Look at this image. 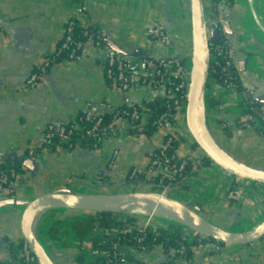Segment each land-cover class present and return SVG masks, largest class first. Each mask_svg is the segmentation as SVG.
<instances>
[{
    "label": "crops",
    "instance_id": "crops-1",
    "mask_svg": "<svg viewBox=\"0 0 264 264\" xmlns=\"http://www.w3.org/2000/svg\"><path fill=\"white\" fill-rule=\"evenodd\" d=\"M83 1L88 8L87 23L96 29L105 28L118 43L128 47L143 46L147 49L149 41L145 32L158 18L172 39L177 55H185L184 41L178 36L177 39L172 36L173 31L178 34L181 21H185L182 18L185 12L177 14L174 2L171 5L169 0ZM76 2L0 0V150L15 154L21 163L25 159L31 161L30 165L23 164L26 172L20 175L15 186V199L22 202H27L28 192L25 189L28 184H31L34 194L32 200L41 195L72 188L89 189L91 184H88L101 175L104 165L109 161L110 153L114 150L119 152L117 165L113 169H116L113 177L117 182L122 180L132 167V170L144 171L151 153L162 145L166 134L160 131L149 140L139 141L111 139L101 150L102 156L98 151L87 152L81 149L71 153L60 151L57 155H46L39 161L27 155L31 148L41 152L38 149L41 136L48 125L68 123L78 113L87 111L90 105L93 113L98 116L105 113L99 107L101 103H107L113 108H121L124 104L120 91L106 81V59L103 53L92 44L85 45L82 62H67L52 69L47 75V87L35 90L25 88L31 74L40 69L43 59L56 51L64 40L67 21L76 12ZM226 13L235 31L234 41L228 43L236 74L246 59L248 60L247 70L238 76L242 91L226 93L220 90L218 100L207 94L202 109L198 111V119L202 122L200 123L204 132L209 135V129L213 136V130L217 131L219 126L230 122L233 127L231 137L217 139V144L231 158L242 164H246V158L230 153L224 143L232 147L234 153L243 155L240 149L248 143L242 146L240 142L245 143L243 138H248L249 134L253 133L254 138L249 139V148L246 149L252 151H249V154H253L254 159L246 166L252 168L256 165L264 169V140L257 133L238 124V119L245 110L244 94L251 97L248 91L253 89L264 101V0L260 1L259 5L252 0H236V5H230ZM183 25L182 34L187 38L190 33V20L187 18ZM127 37L129 40H125ZM176 41L179 42L178 45ZM154 47L155 56H162L157 43H154ZM195 71L196 63L192 73L195 74ZM153 97L156 96L150 91H142L132 98L142 101ZM182 116L185 119V113ZM204 122L207 123V128ZM215 122L217 124L212 128L211 125ZM256 153L260 156H254ZM177 154L186 156V146L181 144ZM218 180L199 181L193 185L190 177L184 182L188 190L176 188L175 199L186 202L196 195L197 200L206 205L210 194L213 208L206 211L200 207L206 213L207 219L222 228H230L235 224L238 228L251 217L249 209L254 210L253 205L258 204V186L236 178L230 182ZM202 187L207 191H200ZM262 192L264 193V186L260 185V193L263 194ZM221 193L223 196L219 198ZM0 197L2 201L9 200L6 192L0 193ZM215 206L218 208L214 209ZM23 211V206L6 205L0 208L2 264H26L22 256L25 240L20 228ZM98 224L96 214L42 210L34 214L29 227L32 234L38 237L40 244L45 245L44 249L56 264H85L84 250L99 236ZM194 251L193 263L184 257L166 261L160 254L137 256L135 259L140 261L141 258L146 264H264V248L258 245L216 247L207 244ZM80 258L84 259L83 263L79 262Z\"/></svg>",
    "mask_w": 264,
    "mask_h": 264
},
{
    "label": "built area",
    "instance_id": "built-area-1",
    "mask_svg": "<svg viewBox=\"0 0 264 264\" xmlns=\"http://www.w3.org/2000/svg\"><path fill=\"white\" fill-rule=\"evenodd\" d=\"M205 1H207L208 5L210 6V9H207L210 14L209 20L218 25L221 31L220 40L217 42H210L211 71H215L216 69H213V67L220 66L222 61H224L225 64L222 69V73L225 75L228 74L230 78L233 77L236 79L238 74H236V72L233 70V62L229 51V43L224 37L221 29L222 25L228 21V16L227 13L223 11V9H225L223 6L228 7L230 6V3L227 0ZM76 6L75 14L70 17L66 24L64 44L60 47V49L48 54L43 59L40 69L32 73L26 82V89L35 90L39 87H47V75L52 69L60 66L56 62V57L60 55L63 50L68 49V45L71 42L72 35L77 24L79 23L83 27L85 33L91 28L92 25L87 23L86 19L88 8L85 2L83 0H78L76 2ZM145 36L149 41L148 48L151 52V55L148 58L141 60H131L115 54L103 42L100 34L99 40L104 43L103 46H101L102 44L100 42L97 43L94 41L92 35L89 36L88 43H86L94 45L98 50H100L101 53H103L106 59L104 65V75L108 80L111 81V85H114L123 95L124 104L122 107L129 109L128 112H124L120 111L119 108L111 107L107 103H101L99 107L105 112L111 113L113 116L111 123L108 125L104 123V119L102 118L103 115L96 116L93 113L92 105L88 106L89 108L87 111L83 112L87 122L92 120L95 121L91 129L85 131L84 134L86 137L96 139L99 144H103L102 149H104L105 144L111 139H117L120 141L146 139V125L150 121V118H148V114L146 113V103L153 102L154 97L153 99L145 98L144 100L142 99V101H136L132 97H134L137 93L139 94L142 93V91H150L157 98L160 97L162 100H164V107L168 109V112H165L158 120L153 122V126H156L161 130L170 131L173 129V121H176L180 115L184 114L179 113L176 116L175 114L170 113V110L176 109L178 111L182 108L186 109L188 89L190 88L191 83V65L184 63L181 58L177 57V52L175 46L173 45L172 39L158 18L152 22L151 27L145 32ZM154 43H157L159 46L158 49L162 51V56H155ZM85 45L76 43L78 49H84ZM73 59V61L76 63L82 62L84 60V55L82 54L81 56L73 57ZM230 78L225 79L224 83L221 84L218 80L209 77L207 94L218 100L220 90L226 93H231V91L238 92V83L236 84L235 81H231ZM247 96L249 95L244 94L245 98L243 99H245V101L243 105L245 110L238 119L239 126L245 129L258 130L259 135L264 139V112L261 107L259 108L260 112L256 111L255 107L253 106V104L256 103L254 100L248 99ZM247 108L250 111L248 113ZM80 120L82 119L80 118ZM227 127H229L227 123L223 125V128ZM80 131H82V128L77 121H70L65 124H50L44 129L41 136L38 148L41 150V152H39L36 148H31L27 152V155L38 161L43 159L46 155H57L60 151L65 150L64 148L60 147L59 144L69 145L73 140V134ZM84 134L82 138H84ZM173 138L174 137H169L166 142L157 149L159 154L152 155L149 166L144 171L134 169L131 173V178H134L139 174L150 176L161 173V178L159 179L157 185L158 188L162 189V193H167L169 187L164 186L165 182L174 180L177 177H181L189 162L194 159L192 156L181 157L178 154L176 158L169 157L167 152L171 149L172 141H174ZM55 139L59 141V144L56 146H54L55 144L52 143V141ZM92 150L101 151L100 149ZM8 156L9 155L7 152L0 150V164L3 163L8 158ZM118 157L119 152L114 150L108 161L109 171L116 167ZM174 159L176 160V163H174ZM13 166L14 164L11 163V168H9L7 171H3L0 168V182L9 184V188L0 186V193H8V199L16 198L15 186L17 180L20 177V174H18ZM208 168L219 169L212 163ZM194 170L186 177L185 182L190 179L191 175L195 174ZM214 175L215 177L219 175L218 178L223 176V181L226 180V182H230V180L233 179V177L227 175L221 169L220 172L218 171L217 173L214 171ZM10 179L12 180L11 182ZM256 186H258L256 191L260 192V185L256 184ZM145 188L143 186L140 187L141 190H146ZM128 189H130L129 192H133L137 188L132 186ZM96 193H101L100 189L96 190ZM246 196L249 197L247 193ZM114 215L118 218L123 216L122 214L117 213H114ZM96 216L97 221L99 222L102 219V216L100 214H96ZM98 231H100L99 236L101 235L108 237V240L110 241V250L104 251L95 249L90 243L84 250L86 256L85 264H96L99 260H101L100 262L104 264H135L131 261V258L135 259L137 256L145 257L147 255L159 254L162 255L164 260L170 261L174 260L177 254H184V247L180 248L179 250H166L163 244L160 243V234L158 233L157 228L150 220L137 230H135V228L133 229V227H124L111 230L98 229ZM127 233H135L132 239L133 245L129 247L122 246L121 244L122 237ZM184 233L187 243L192 244L196 238L195 233L188 229H185ZM150 236L152 237L153 244H148ZM22 252L23 260H25L24 262L26 264H37L36 259L30 253L29 247L26 244H24ZM0 264H2L1 260Z\"/></svg>",
    "mask_w": 264,
    "mask_h": 264
},
{
    "label": "water",
    "instance_id": "water-1",
    "mask_svg": "<svg viewBox=\"0 0 264 264\" xmlns=\"http://www.w3.org/2000/svg\"><path fill=\"white\" fill-rule=\"evenodd\" d=\"M188 7L192 41L190 58H192V60L190 63L191 83L190 88L188 89L187 106L185 109V126L189 136L206 158L227 175L264 186L263 168L254 165L251 169H247L246 164L251 163L253 160H245L246 164H242L240 161L231 158L230 155L217 144V139L221 140V138L215 133L213 136L208 129V133L214 139V143L212 139L208 138L204 133V130L199 123L198 111L202 109V106L205 103L208 81L211 73L210 42L219 41L221 38V31L218 25L209 20L210 14L206 9L205 0H188ZM232 24L231 21H227L221 27L224 37L231 43L234 41L235 36ZM97 29L103 42L108 48L121 57L131 60H141L146 59L151 55L149 48L146 49L143 46H124L118 43L105 28L97 27ZM177 57H179V55H177ZM179 58H181L184 63H187L189 57ZM196 62L200 64L201 71L195 82L193 81L192 72ZM247 63L248 60L246 59L245 63L241 65L239 73H237L238 76H241V74L247 70ZM248 94L251 95L254 102L260 106L264 112V101L261 97L258 96L253 89H250ZM204 125L206 128L208 127L206 122H204ZM219 129L220 126L218 127V130ZM223 131L224 130L221 131V134L225 137ZM224 145L230 153L236 155L226 143H224ZM22 164L30 165L31 161L25 159L22 161ZM133 185H137V183H130L127 185V188ZM137 186L148 188H145L146 190H141L139 188L133 192L126 191L123 193H111L106 187V189H108L107 191L100 190L101 193L97 194L94 190L97 188L100 189L103 186L96 185L94 188L91 186L87 191L84 190L82 193L66 190L41 195L28 202L9 199L1 201L0 208L6 205L24 207L20 221V228L25 244L29 247L30 253L36 259L37 264H56L40 244L38 239L30 231L29 224L31 218L34 214L42 210L77 211L100 214L122 213L126 212L129 207L134 205L152 202L159 205L161 204L164 213H166L171 220H174V223L170 225L188 229L203 238L213 240L226 246H250L261 242L264 238V221L253 230L247 232H235L233 228H237L236 224L230 228L219 227L208 220L206 213L198 206L190 203H186V205L183 201L171 198L160 191H153L152 188L154 186L147 183L145 185L139 184ZM88 198H90L91 201H88ZM178 208L184 211L187 215L184 216L181 214ZM131 216L139 218L134 214ZM1 245L2 244L0 243V246Z\"/></svg>",
    "mask_w": 264,
    "mask_h": 264
},
{
    "label": "trees",
    "instance_id": "trees-1",
    "mask_svg": "<svg viewBox=\"0 0 264 264\" xmlns=\"http://www.w3.org/2000/svg\"><path fill=\"white\" fill-rule=\"evenodd\" d=\"M76 1H78V0H76ZM220 1H222V0H220ZM227 1L230 3L231 6L236 5V0H227ZM169 2L171 5L173 4V2L175 3V6L179 5L178 6L179 9L176 10L177 14H179L183 10V8L186 7V9L188 10V15H186V14H185V16L182 15V18L185 21L187 20V18H189L188 0H169ZM205 6H206V9H210V6L208 5L207 1H205ZM223 7L225 9L230 8V6H228V7L223 6ZM225 9H223L224 12H226ZM184 22L181 21L182 26H183ZM86 33H87V35H86ZM86 33H85L83 27L78 23L76 28L74 29L71 42L68 45V49L63 50L60 53V55H58L56 57V62L58 63V65L62 66L64 63L74 62L73 57L81 56L83 54V52H82L83 49L82 48L78 49V47L76 46V43L77 44L81 43L82 45H85L86 43H88L90 35L93 36L94 41H96L97 43L100 42L102 44L101 46L104 45V43H102L99 40V32L94 26H91V28L88 31H86ZM173 35L176 36V39H177V34L175 33V31H173L172 36ZM177 41H179V39ZM177 41H176V43L178 45L179 42H177ZM63 44H64V40L60 43L58 49H60V47ZM180 48L182 49V44H181ZM184 57H186V56L184 55L182 58H184ZM224 64H225V62L222 61L220 66H218V67L214 66L213 69L215 68L216 70L215 71L212 70L211 75H210V78L218 80L221 84L224 83L225 79L230 78V76L228 74L225 75L224 73H222V69L224 67ZM230 80L235 81L236 84L238 83V85H239L238 90L242 91L241 84H240L238 77L236 79L232 77V78H230ZM106 81L109 84H111V81L108 80L107 78H106ZM156 98L157 97L154 98L153 102L146 103V113L148 114V118H150V121L146 125V139L145 140H149V139L153 138L154 135L159 133L160 131L166 132L164 139L161 143L162 144L165 143L169 137H174L173 138L174 141H172V144H171V149L167 152V154L169 157H175L176 158L178 156L177 152L180 149L181 144L182 145L184 144L185 146L187 145L186 138L181 136V131L182 130L184 131L185 127H186L185 126V119L181 115V117H178V119L176 121L174 120L173 121L174 127L170 131L169 130L168 131L161 130V129L157 128L156 126H153L154 121L158 120L160 118V116L162 114H164L165 112H168L167 111L168 109L166 107H164V100H162L160 97L157 99ZM253 106L255 107L256 111L260 112L259 111L260 107L257 104H253ZM119 110L124 111V112L129 111V109L125 108V107H121V108H119ZM248 112H250V111L247 108V113ZM170 113L175 114L177 116L179 113H181V114L185 113V109L182 108L178 111L176 109L170 110ZM80 118L82 120H80ZM102 118L104 119V123L106 125H108L109 123H111L113 116L111 113L105 112L103 114ZM71 121L79 122V125L82 128V131L75 132L73 134V140L69 145L59 144V141L57 139H55L52 141V143L55 144L54 146L59 144L60 147L65 149L64 151H66V153H71L76 149H81V150H84L87 152H89V151L93 152L94 150H92V149H100L101 150L103 148V144H99L96 141V139L86 137V135L84 134L85 131H87L88 129H91V127L94 125V122H95L94 120L87 122L85 120V116H84L83 112H80ZM184 132H185L184 134L189 135L187 130H185ZM223 133L225 136L231 137L232 131L230 128H228V129L226 128V129H224ZM83 134H84V138H82ZM133 141H139V140L134 139ZM187 147L190 149V153L186 154V156L194 157L195 155H193V154H198L197 151L200 150L193 141H192V144L189 146L187 145ZM153 154L158 155L159 151H157V149H155L154 152L151 153V156L149 157V162H150V158H152ZM8 155H9L8 158L3 163L0 164V168L3 171H7L9 168H11V163H13L14 164L13 168L18 172V174L24 175L26 171H25V167L21 163V161L13 153H8ZM174 163H176L175 159H174ZM107 164H108V162H106V164L104 165V168L101 171V175L98 178V181L101 182V184H103V183L110 184V177H108V176L106 177V174H105V171H107V169H108ZM210 164H211V162L206 158V156L203 153H201V154L199 153L198 156H195V158L189 162V164L187 165V167H186V169L183 172L181 177H177L176 179L171 180V181H166L164 186L169 187V189L172 187L174 190H176V188H178V187L182 190H188L187 186L186 187L184 186V182H185L186 177L193 172L194 167L197 165L199 168L209 167ZM148 166H149V163H148ZM133 168L134 167H132L131 169H128L129 171H127L126 175L124 177H122L121 182L124 181L125 183H120L117 187L125 189V188H127V185L130 183H132V184L137 183V185H139V184L145 185L147 183L149 185L154 186L152 188L153 191H160L161 192L162 189L158 188V185H157L159 182V179L161 178L160 177L161 173H158L155 177L153 176L151 178H149L148 176H145V175H140V174L134 178H131V173L133 171L132 170ZM115 170H111L110 172H113ZM107 172L109 173V169ZM11 181L12 180L10 179V182ZM137 185H133V186H135L137 189H139L140 186H137ZM0 186H3L5 188H7V187L9 188L8 183L4 184V183L0 182ZM103 187H106V186L103 184ZM174 187H176V188H174ZM105 190L107 191L108 189L103 188V191H105ZM0 201H2L1 197H0ZM89 214H97L98 215L100 213H89ZM100 215L102 216V219L99 221V224H98L99 229L111 230V229H116V228L133 227V229L135 228V230H137L138 228L142 227L143 223H144V222H141L140 219L135 218L131 215L122 216L120 218L116 217L114 215V213H105V214H100ZM154 226L157 228V231L160 234V238H159L160 243L163 244V246L166 250H169V249L179 250L180 248L184 247V249H183L184 254L183 255L177 254L175 258L184 257L187 261L193 263L195 260V251H194L195 248H198L200 246L207 245V244L213 245L216 247H225V245H223V244L217 243V242L210 240V239L203 238L197 234H195L196 238H195L194 242L192 244H188L186 241L185 233H184L185 229L178 227V226H175V225L157 224ZM134 234L135 233L124 234V236L121 239L122 246H125V247L132 246L133 245L132 239L134 237ZM109 243H110V241L108 240L107 236H101L100 235V236H98L92 240L91 245L95 249L108 251V250H110ZM148 244H153L151 236H150V239L148 240ZM254 245L255 246L258 245L263 249L264 248V238L262 239L261 242L256 243ZM254 245H252V246H254ZM212 253H213V251L211 252V254ZM141 260L142 259H140V261H138V260L136 261V259L131 258V261L135 264H143V262ZM100 261L101 260H99L98 263H96V264H104V263H101ZM79 262L83 263L84 259L80 258Z\"/></svg>",
    "mask_w": 264,
    "mask_h": 264
},
{
    "label": "rangeland",
    "instance_id": "rangeland-1",
    "mask_svg": "<svg viewBox=\"0 0 264 264\" xmlns=\"http://www.w3.org/2000/svg\"><path fill=\"white\" fill-rule=\"evenodd\" d=\"M256 5H259L260 4V1H262V0H252ZM179 5H176L175 6V11L177 10V9H179V7H178ZM182 12H185V14H187L188 15V10L186 9V7L185 8H183V10H182ZM188 20H189V18H188ZM188 24H189V22H188ZM184 26V25H183ZM190 31H191V28H190ZM183 33V30H182V24H181V26H180V28H179V32H178V34H177V36L179 37V38H181L182 39V42L184 41V50H185V55L187 56V57H189L188 59H187V63L188 64H190L191 63V60H192V58H190V54H191V44H192V41H191V34L189 33L188 35V37L186 38V36L185 35H183L182 34ZM130 38V37H129ZM125 40H129L128 39V37L125 39ZM189 42V44H186V42ZM182 42H181V44H182ZM243 98H245V97H243ZM247 98L248 99H252L253 100V98H251L250 96H247ZM244 101H245V99H244ZM179 117H181V115L179 116ZM184 117V116H183ZM228 124L229 125V128L232 130V126H231V124H230V122H225V124ZM217 124V122H215L213 125H211V127L212 128H215V125ZM223 125L224 124H222L221 125V128L219 129V130H217V131H215V130H213L214 131V133L219 137V138H221V140H223V138H224V136L221 134V131L222 130H224V129H226V128H223ZM227 129H228V127H227ZM185 130H187V128L185 127ZM184 130V131H185ZM246 130H249V131H252V132H255V133H257V135L258 136H260L259 135V131L258 130H255V129H246ZM183 130L181 131V136H183L184 138H186V141H187V145L189 146V145H191L192 144V139H191V137L188 135V134H184L185 132H184ZM250 135V137H248V138H243L244 139V141H245V143L244 142H240V145H241V143H242V146L243 145H245L246 143H250V141H249V139H252V138H254V134L253 133H251V134H249ZM260 138L261 139H263L261 136H260ZM264 140V139H263ZM248 144H246V146L245 147H243V149H240V150H242L241 151V153H244L243 155L242 154H240V153H235L237 156H239V157H242V158H246V160H253L254 159V157H253V154H249V151H251V150H249V149H246L249 145ZM184 145V144H183ZM187 145H186V150L188 151V153H190V149L187 147ZM248 145V146H247ZM232 147H230V149H231ZM249 148V147H248ZM264 151V150H263ZM90 152H92V151H90ZM95 152V151H94ZM99 152V155H103V151L101 152V151H98ZM252 152V151H251ZM113 153V152H112ZM112 153H110V155L112 154ZM197 153L198 154H193V155H195V156H198L199 155V153L201 154L202 152L200 151V150H198L197 151ZM260 156V154H258V153H256V154H254V156ZM195 156H194V158H195ZM181 157H184V155H181ZM211 165V164H210ZM195 170V174H193V175H191V180H192V184L193 185H195L196 184V182H199V181H201V182H207L208 180H210V179H215V181H219L218 179H221V178H218V176H216L215 177V175H214V171L217 173L218 171L220 172V168L219 169H213V168H208V167H202V168H199L198 167V165L197 166H195V168H194ZM107 171H108V169H107ZM107 171H105V174H106V176H108V177H111V179H110V184H106V183H103L108 189H109V191L111 192V193H123L125 190L126 191H129L130 189H128V188H125V189H122V188H119V187H117L120 183H122L121 181L122 180H120V181H116L117 179L116 178H114L113 177V174H114V171L113 172H110L109 171V173L107 172ZM225 173V172H224ZM157 174H153V175H150V176H148L149 178H151V177H155ZM221 175V174H220ZM223 175V174H222ZM99 178V177H98ZM98 178H94L93 180H92V182H90L89 184H88V186L89 187H91V186H93V188L96 186V185H99V186H103V184H101V182H99L98 181ZM112 178H114V179H112ZM223 179V178H222ZM206 184V183H205ZM31 184H28L27 186H26V191L28 192V194L26 195L27 197V202L28 201H30V200H32V198H33V196H34V194H33V191H32V187L30 186ZM113 185V186H112ZM87 186V187H88ZM106 187H101L100 188V190H102L103 191V188L104 189H106ZM130 187H132V186H130ZM148 187H146V189H147ZM174 188H176V187H174ZM97 189H99V188H97ZM97 189H95L94 191H96ZM72 191H74V192H78V193H82L83 191H84V189H71ZM87 191V190H86ZM125 191V192H126ZM200 191H207L204 187H202L201 189H200ZM87 193V192H86ZM258 193V195L256 196L257 197V202H258V204L257 205H253V207L255 208L254 210L253 209H249V211H250V216L251 217H249V219L245 222V223H243V224H241V226L240 227H238V228H236L235 229V232L236 231H238V232H247V231H249V230H253L255 227H257V226H259L263 221H264V193L263 194H261L260 192H257ZM164 194H166L167 196H169V197H171V198H177L176 197V195H175V190L171 187L168 191H167V193H164ZM222 195H219V198H220V196H223V193H221ZM208 198H210V199H212V197H211V195L209 194V197ZM192 199V200H191ZM191 199L190 200H188V201H183L185 204L186 203H190V204H192V205H195V206H198V207H201L203 210H206V211H210L212 208H213V206L212 205H214V203H212V202H210V199H208L207 201V204L205 205V204H203L202 203V201H198L197 200V196L196 195H193L192 197H191ZM197 201H198V203H197ZM202 203V204H201ZM243 204V203H242ZM187 205V204H186ZM142 207V206H141ZM218 207H214V209H217ZM133 210H134V208L133 207H129V209H127L126 210V212H122V213H117V214H122L123 216H128V215H137V214H135L136 212H133ZM148 211L149 212H152L153 213V211H155V209H153V208H149L148 209ZM216 210H214V212H215ZM137 212H139V211H137ZM70 213H72V212H70ZM220 214V213H219ZM121 215V216H122ZM139 218L138 219H140V221L141 222H144L143 223V225H145L149 220L152 222V224L153 225H157V224H161V225H170V224H172V223H174V222H167V221H165V220H163V219H161L160 217H158V216H153L151 213H148V214H145V215H137ZM38 238V237H37ZM41 243L42 244H44L42 241H41ZM89 245V244H88ZM87 245V246H88ZM42 246H45V245H42ZM86 246V247H87Z\"/></svg>",
    "mask_w": 264,
    "mask_h": 264
},
{
    "label": "bare ground",
    "instance_id": "bare-ground-1",
    "mask_svg": "<svg viewBox=\"0 0 264 264\" xmlns=\"http://www.w3.org/2000/svg\"><path fill=\"white\" fill-rule=\"evenodd\" d=\"M200 71H201V68H200V64H198L196 62V71H195V74H192V77H193V81L196 82L197 78L199 77V74H200ZM199 120V119H198ZM201 121H199L200 123ZM202 123V122H201ZM200 123V125L202 126V129H203V125ZM206 134V132H204ZM208 136V138H211L212 141L214 142V139L209 136L208 134H206ZM215 143V142H214ZM216 145V144H215ZM247 169H251V167H247ZM88 201H91L90 198L87 199ZM142 206V207H141ZM134 208L133 212H136L135 214L137 215H145V214H148V213H151L153 216H158L160 217L161 219L167 221V222H174V220H171L167 215L166 213H164V209L162 208L161 204H157V203H152V202H145V203H142V204H138V205H134L132 206ZM149 208H153L155 209V211L152 212H149L148 209ZM179 209V208H178ZM139 211V212H137ZM180 213L183 214L184 216H186L187 214L182 211L181 209H179Z\"/></svg>",
    "mask_w": 264,
    "mask_h": 264
}]
</instances>
